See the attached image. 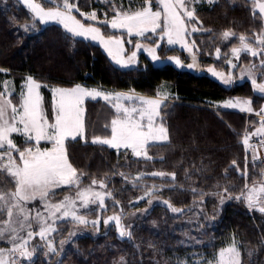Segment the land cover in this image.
<instances>
[{
    "label": "trees",
    "instance_id": "1",
    "mask_svg": "<svg viewBox=\"0 0 264 264\" xmlns=\"http://www.w3.org/2000/svg\"><path fill=\"white\" fill-rule=\"evenodd\" d=\"M37 2L44 9L61 7L56 3L60 0ZM68 2L69 12L77 19H81L80 12L90 10L105 20L123 12L118 0L105 2L104 7L98 0ZM195 13L205 30L194 36L196 66L204 70L222 65L223 56H217L216 51L223 54L228 47L227 32L247 35L261 29L250 0L203 1ZM102 28L105 34L112 33L107 25ZM158 54L162 57L160 63L154 64L142 55L138 67L122 68L96 44L65 33L55 23L42 24L19 0H0L2 90L7 79L20 87L30 76L43 84L40 91L45 111L50 84L83 83L148 96H155L166 84L170 92L160 111L169 140L149 145L148 158L137 159L126 150L115 151L81 140H67L65 146L82 183H106V204L114 212L135 210L136 198L154 188L152 196L163 203H154L139 219L147 225L133 227L128 239L119 237L116 231L78 237L63 254L51 253L46 258L39 255L24 264H178V254L189 256L194 249L210 254L232 242L239 245L242 264H264V213L249 208L241 197L261 179L259 167L249 163L244 144V137L259 129L260 123L251 113L222 105L227 98L239 96L249 98L258 109L264 97L254 92L248 80L239 84L233 80L219 82L183 66L178 69L174 58L182 64L188 62L179 46L167 48L162 44ZM10 98L20 104L18 94ZM111 115L105 103L87 100L86 137L108 135ZM13 137L19 151L36 145L23 134ZM153 172L169 173L173 178L154 177L150 175ZM2 179L9 183L0 170ZM188 232L205 242L194 247L185 245Z\"/></svg>",
    "mask_w": 264,
    "mask_h": 264
},
{
    "label": "rangeland",
    "instance_id": "2",
    "mask_svg": "<svg viewBox=\"0 0 264 264\" xmlns=\"http://www.w3.org/2000/svg\"><path fill=\"white\" fill-rule=\"evenodd\" d=\"M19 1L42 24L55 23L65 33L96 44L122 68L138 67L142 55L154 64L160 63L162 57L158 49L162 44L167 48L179 46L188 58L187 63L183 61L185 70L208 74L219 82L233 80L239 84L248 80L254 92L264 97V0H250L261 29L247 35L227 32L230 36L226 42L228 47L223 54L216 51L217 56H223L222 65L209 66L211 69L206 70L196 66L198 55L194 42V36L205 31L195 13L203 0H118L122 2L123 12L109 20L100 18L93 10L80 12L81 19H77L69 12L68 0H60L56 3L61 7L50 9L42 8L37 0ZM98 1L104 7L105 2L114 0ZM102 25H107L112 33L105 34ZM41 86L43 84L29 76L20 87L11 78L3 83L5 90H2V95L9 99L14 117L22 118L27 130L30 129L28 121L33 118L35 95L40 98L42 108L40 106L41 130L36 129V117L32 129L37 140L34 147L19 151V145L6 136L7 127L0 128V170L9 182L4 183L5 179L0 181L3 185L0 188V264L29 263L39 255L46 258L51 253L59 256L71 247L72 240L85 235L97 236L116 231L119 237L128 239V231L131 235L133 227L147 225L146 221L139 219L150 207L156 202L163 203L159 197L152 196L156 190L149 188L134 201L138 205L135 210L114 212L106 204L109 197L106 183L101 180L82 183L80 174L68 160L65 146L67 140H81L115 151L126 150L137 159L148 158L149 145L169 140L160 114L164 98L170 95L166 84L159 87L155 96L98 89L84 84H50L47 87L50 94L47 111ZM12 94H18L20 104L10 98ZM87 100H99L111 109L108 135L86 137ZM222 103L225 108L251 113L262 127L260 115L264 114V102L258 109L245 97L233 96ZM41 131L39 139L38 132ZM21 132L24 133L22 128ZM258 133L257 129L247 134L244 143L247 141L248 144L250 138ZM254 158L248 155L252 165H256ZM150 175L173 178L172 174L165 172ZM241 197L249 208L264 213V180L254 182ZM203 242V238L193 236L192 232L185 234L184 244L187 246H200ZM178 255V264H242L236 242L219 247L210 254L203 249H194L189 256L184 253L183 257Z\"/></svg>",
    "mask_w": 264,
    "mask_h": 264
},
{
    "label": "crops",
    "instance_id": "3",
    "mask_svg": "<svg viewBox=\"0 0 264 264\" xmlns=\"http://www.w3.org/2000/svg\"><path fill=\"white\" fill-rule=\"evenodd\" d=\"M78 84H83V83H78ZM84 85H86V84H84ZM92 87L98 88V89H103L102 87H99V86H92ZM3 90H5V88ZM105 90H108V89H105ZM121 92L122 93H126V91L125 92L124 91H121ZM2 94H3L2 93V89L0 88V128L7 127L8 132H7L6 136H8L13 142L15 141L14 140V137H13L15 134H23L28 139L29 138L32 139L31 140L32 142H36L37 143L36 137L34 136V134L32 132L33 131L32 129L34 128L35 117H36V120H38V124H36V129L38 131L41 130V128L39 127L40 126L39 118L41 119L40 106L42 108V105H40V98L37 95H35L36 104L32 108V116L34 118V122H33V118L28 121V124L30 126V129L27 130L26 127H25L24 121L22 120V118H21V120H18V119H16L14 117L12 108H11L9 102H8L9 99L7 97H5L4 95H2ZM38 98H39V102H37L38 101ZM38 103H39V107H38ZM237 111H239V110H237ZM21 128H22V130H23L24 133L21 132ZM263 129H264L263 127H260L258 129V132L259 133H263L264 132ZM38 137H39V139H40V137H42V131L41 132H38ZM248 139H249V137H248ZM245 141H246V138H245ZM246 142H245V144H246ZM246 146H247V144H246ZM256 155L257 154H256V151L254 149L251 150V153H249V156H252V157H256Z\"/></svg>",
    "mask_w": 264,
    "mask_h": 264
},
{
    "label": "built area",
    "instance_id": "4",
    "mask_svg": "<svg viewBox=\"0 0 264 264\" xmlns=\"http://www.w3.org/2000/svg\"><path fill=\"white\" fill-rule=\"evenodd\" d=\"M264 126V114L260 115ZM249 151L254 149L257 156L254 158L253 163L257 164L260 169V176L264 180V132L255 135L248 141Z\"/></svg>",
    "mask_w": 264,
    "mask_h": 264
},
{
    "label": "water",
    "instance_id": "5",
    "mask_svg": "<svg viewBox=\"0 0 264 264\" xmlns=\"http://www.w3.org/2000/svg\"><path fill=\"white\" fill-rule=\"evenodd\" d=\"M173 63L176 65V67L178 68V69H181V67H182V63L180 62V60H178V58H174L173 59Z\"/></svg>",
    "mask_w": 264,
    "mask_h": 264
}]
</instances>
